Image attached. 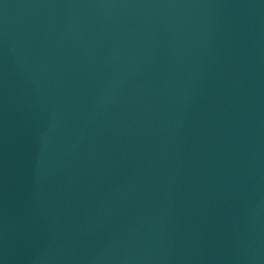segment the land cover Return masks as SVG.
I'll return each instance as SVG.
<instances>
[{
	"label": "water",
	"instance_id": "obj_1",
	"mask_svg": "<svg viewBox=\"0 0 264 264\" xmlns=\"http://www.w3.org/2000/svg\"><path fill=\"white\" fill-rule=\"evenodd\" d=\"M0 264H264V0H0Z\"/></svg>",
	"mask_w": 264,
	"mask_h": 264
}]
</instances>
